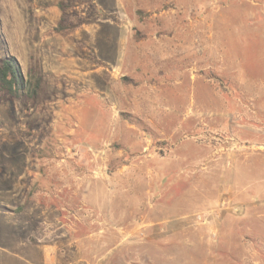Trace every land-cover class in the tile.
Masks as SVG:
<instances>
[{
    "label": "rangeland",
    "instance_id": "1",
    "mask_svg": "<svg viewBox=\"0 0 264 264\" xmlns=\"http://www.w3.org/2000/svg\"><path fill=\"white\" fill-rule=\"evenodd\" d=\"M4 55L0 264H264V0H0Z\"/></svg>",
    "mask_w": 264,
    "mask_h": 264
},
{
    "label": "trees",
    "instance_id": "2",
    "mask_svg": "<svg viewBox=\"0 0 264 264\" xmlns=\"http://www.w3.org/2000/svg\"><path fill=\"white\" fill-rule=\"evenodd\" d=\"M63 16L64 13L61 14V20L63 19ZM94 17L95 15L91 14L85 15V17L79 21H74L69 28H76L91 21ZM210 78L211 77H208V79ZM225 85L228 86L230 83L220 81V86ZM38 86L39 81L34 83L32 80L28 81L24 78L20 65L15 57L12 55H4V57H0V99L10 100L14 98H32L37 94Z\"/></svg>",
    "mask_w": 264,
    "mask_h": 264
},
{
    "label": "crops",
    "instance_id": "3",
    "mask_svg": "<svg viewBox=\"0 0 264 264\" xmlns=\"http://www.w3.org/2000/svg\"><path fill=\"white\" fill-rule=\"evenodd\" d=\"M255 153H256V154H255ZM249 154L259 155V154H262V153L251 152V153H249ZM262 155H264V154H262ZM234 210L238 211V208H235ZM66 256H67V255H65L64 257L66 258ZM101 257H102V255H101ZM101 257H100V258H101ZM79 258H80L81 261H85L86 263L88 262L87 258L84 257V256H81V255H80ZM166 259H167V260H173V259H175V258L173 257V255H166ZM101 260H102V258H101ZM53 262H54V264H61V259L58 257L56 260L54 259ZM64 262H65V264H72V262H67L66 259H65ZM102 264H103V263H102Z\"/></svg>",
    "mask_w": 264,
    "mask_h": 264
},
{
    "label": "built area",
    "instance_id": "4",
    "mask_svg": "<svg viewBox=\"0 0 264 264\" xmlns=\"http://www.w3.org/2000/svg\"><path fill=\"white\" fill-rule=\"evenodd\" d=\"M203 217H204V215L197 214V215L195 216V219L198 220V221H201ZM213 236H215V233H213Z\"/></svg>",
    "mask_w": 264,
    "mask_h": 264
}]
</instances>
